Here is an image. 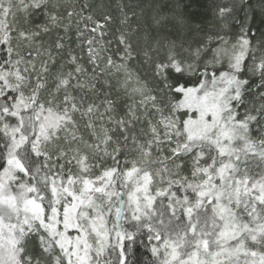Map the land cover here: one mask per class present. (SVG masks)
<instances>
[{"label":"snow or ice","instance_id":"6c2138e0","mask_svg":"<svg viewBox=\"0 0 264 264\" xmlns=\"http://www.w3.org/2000/svg\"><path fill=\"white\" fill-rule=\"evenodd\" d=\"M0 264H264V0H0Z\"/></svg>","mask_w":264,"mask_h":264},{"label":"trees","instance_id":"16d2710c","mask_svg":"<svg viewBox=\"0 0 264 264\" xmlns=\"http://www.w3.org/2000/svg\"><path fill=\"white\" fill-rule=\"evenodd\" d=\"M205 2L211 4L213 2H219V0H205ZM208 17H209V19L211 18V11L210 10L208 12Z\"/></svg>","mask_w":264,"mask_h":264}]
</instances>
